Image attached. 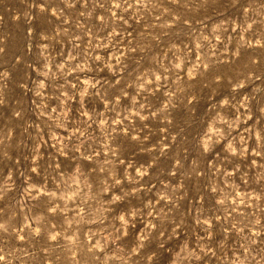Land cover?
I'll list each match as a JSON object with an SVG mask.
<instances>
[{
    "label": "rangeland",
    "instance_id": "obj_1",
    "mask_svg": "<svg viewBox=\"0 0 264 264\" xmlns=\"http://www.w3.org/2000/svg\"><path fill=\"white\" fill-rule=\"evenodd\" d=\"M0 264H264V0H0Z\"/></svg>",
    "mask_w": 264,
    "mask_h": 264
}]
</instances>
